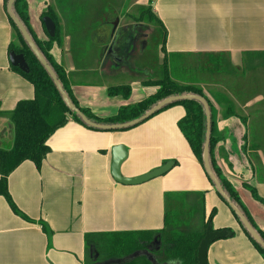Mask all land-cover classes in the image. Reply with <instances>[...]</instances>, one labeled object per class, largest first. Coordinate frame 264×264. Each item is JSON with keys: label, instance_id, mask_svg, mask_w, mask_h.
<instances>
[{"label": "crops", "instance_id": "crops-1", "mask_svg": "<svg viewBox=\"0 0 264 264\" xmlns=\"http://www.w3.org/2000/svg\"><path fill=\"white\" fill-rule=\"evenodd\" d=\"M26 3L30 27L42 43L50 40L42 20L51 11L61 39L50 55L65 72L79 106L100 119L115 117L121 108L157 92L144 86V80L111 69L112 61L105 55L111 22L118 20V29L138 28L144 25L138 22L143 11L151 10L167 32L165 60H179L182 68L198 72L197 82L177 83L200 87L211 102L218 139L215 162L264 232V204L253 195L264 201V0ZM12 42L7 7L0 0V147L7 148L13 140L9 114L19 102L34 99L33 86L10 64ZM218 58L225 61V69L211 72L207 60ZM117 86H130L129 99L109 95ZM218 97L228 99L236 115L225 118V105ZM185 115L184 107L175 106L128 131H93L74 121L56 131L40 169L27 161L8 178L9 196L23 217L0 196V264H121L125 258L115 253L123 248L115 238L160 233L167 208L186 211L191 203L199 208V194L204 197V216L199 208L193 229L200 231L209 222L212 231L232 232L209 247L208 264H264L180 131ZM117 146L128 153L121 167L125 178L140 177L169 161L175 167L139 186L120 185L111 175L112 150ZM90 235L96 237L95 252L87 248Z\"/></svg>", "mask_w": 264, "mask_h": 264}, {"label": "trees", "instance_id": "trees-1", "mask_svg": "<svg viewBox=\"0 0 264 264\" xmlns=\"http://www.w3.org/2000/svg\"><path fill=\"white\" fill-rule=\"evenodd\" d=\"M3 1L5 6L7 7L8 0ZM14 11L17 17L21 20V22L28 30L29 34L31 35L41 53L46 58L47 62L55 71L58 79L61 81L73 104L78 109H80L90 120L103 125L126 123L141 117L151 107L164 100L165 98L186 93L204 97L208 101L212 111V104L205 97L203 90L200 87L181 85L177 82H174L170 78L167 69V61L165 60L160 69V74L157 75L156 73H154V75L157 76H149V78L143 82L144 86L157 88V92L153 96H150L146 100L133 106L121 108L115 117L100 119L94 116L92 113H90V111L82 109L79 106L78 102L75 100L69 89V84L67 82L65 72L54 62L52 56L50 55L53 44L55 42L59 44L61 39L57 22H55L56 37L54 39H50L47 43H42L37 39L30 27L28 6L26 0H18L15 3ZM143 12L144 13H142L141 20H139L138 22H143L142 19L147 18L150 23L155 21L159 25L163 36L161 50L162 53H165V42L167 39V32L165 28L163 27L162 23L158 21L151 13V10H144ZM44 17H51L55 21V18L52 15L51 11L43 15V18ZM10 24L13 29V38H15L16 43H11V45L9 46V53L14 52L18 55L23 54L30 68V72L28 74H25L17 68L12 69L33 86L34 99L30 101L19 102L16 109L9 114L13 129V140L10 148L0 147V196H3L7 199L16 215L22 216L17 208L13 205V202L9 196V176L21 164L27 161L34 163L35 166L40 169L43 161L46 159V156L49 153V148L47 146L48 140L56 131L64 127L69 121H74L84 127L86 126L81 121H79L76 116L70 113L68 108L63 103L52 80L43 69V67L39 64L37 59L34 57L30 49L27 47L25 41L21 37L19 31L12 21H10ZM109 95L111 97L122 96L124 99H129L131 95V88L130 86L111 87L109 89ZM217 101L220 103H224L225 105V111L223 113V116L225 118L236 115L234 106L230 101H228V99L218 97ZM175 106H182L185 109L186 115L179 122L178 126L186 141L188 142L194 156L203 167L202 154L206 132V116L204 108L197 102L185 101L170 105L169 107L163 109L161 112ZM243 121L244 123H246L245 119H243ZM86 128L92 130L88 127ZM217 142L218 139L214 136V129L212 126L210 152L213 171L219 178L230 198L242 209L250 223L264 240V232L256 227L248 211L241 203L238 193L235 191L232 185L222 176L221 170L215 162L213 153ZM253 195L255 199L264 204V201L258 198L255 193H253ZM198 197L200 198L199 208L204 216V197L201 194H199ZM199 208L197 205L194 206L192 203L187 206V208H185L186 211L184 209L182 211L181 209L173 210L167 208L165 228L160 233L123 234L122 236L115 238V241L122 244V248L123 250H125V253L122 256L125 258V260L122 261L121 264H198L197 250L200 242L205 236V232L209 223L208 222L207 224L203 225V228L200 231L193 229L191 222L194 217L196 218ZM42 226L44 231L49 232L48 227L45 224H42ZM243 232L264 259V252L244 230ZM227 233L229 236L232 235V232L229 230L227 231ZM95 238L96 237L94 235L86 237V244L89 252L91 250L95 252L96 250V246L94 244ZM155 239H157V243L160 242L161 248L160 250L154 249L151 252L148 250V247L155 244ZM144 252H148V254H142Z\"/></svg>", "mask_w": 264, "mask_h": 264}, {"label": "water", "instance_id": "water-1", "mask_svg": "<svg viewBox=\"0 0 264 264\" xmlns=\"http://www.w3.org/2000/svg\"><path fill=\"white\" fill-rule=\"evenodd\" d=\"M17 1L18 0H8L7 14H8L10 21L13 22V24L19 31L21 37L25 41L27 47L30 49L34 57L37 59L39 64L43 67V69L46 71V73L52 80L63 103L68 108L70 113L76 116L79 119V121H81L86 127L92 130L100 131V132H123V131H128L133 128H136L137 126L148 121L149 119H151L156 114L161 112L166 107H169L170 105L177 104L180 102H185V101H193V102H197L200 105H202L205 111V116H206V132H205V141H204L203 154H202V165H203L204 172L206 176L208 177V179L210 180V182L212 183L219 197L222 199V201H224V203L228 206V208L234 214L235 218L238 220L239 225L248 234V236L258 245V247L264 252V240L261 238V236L256 231V229L253 227V225L250 223V221L248 220V218L246 217L242 209L236 203H234L233 200L230 198V196L224 189L222 183L220 182L219 178L213 171L212 164H211V152H210L213 122H212V111H211L208 101L202 96L186 93L182 95H175V96L165 98L164 100L158 102L156 105L151 107L141 117L135 120L126 122V123L103 125V124H98L90 120L80 109H78L73 104L67 92L65 91L61 81L58 79L55 71L50 66V64L47 62L46 58L41 53L37 45L35 44L34 40L32 39L31 35L29 34L24 24L17 17L14 11V6ZM42 21L44 23V26H45V29H46V32L49 38L54 39L56 37V26L53 20L50 17H44ZM118 26H119V21L117 20L114 24V29L111 35L109 45L105 51L107 54L106 58L111 53L114 52L113 51L114 42L116 40L115 32L117 31ZM111 40H113V43H111ZM9 60L13 68H17L25 74H28L30 72V68L23 54L18 55L14 52H11L9 54ZM10 147L11 146H9L8 148ZM127 158H128V153L125 147L117 146L113 148L111 175L116 183L123 185V186H139V185L148 183L152 180L165 176L175 167V163L172 161H169L165 163L163 166H161L160 168L151 171L150 173H147L140 177L128 179V178L123 177L121 174L122 164L127 160ZM227 236L228 234L226 231H212L210 224H208L205 236L200 242L198 250H197L198 264H208L207 254H208L209 247L213 243L219 240L225 239ZM154 242L156 243L157 239H155Z\"/></svg>", "mask_w": 264, "mask_h": 264}, {"label": "rangeland", "instance_id": "rangeland-1", "mask_svg": "<svg viewBox=\"0 0 264 264\" xmlns=\"http://www.w3.org/2000/svg\"><path fill=\"white\" fill-rule=\"evenodd\" d=\"M142 20H143L142 23L148 26L149 30H151L150 31L151 34L149 35L147 40H145L146 48H145V52L143 56L142 55L140 56V53H138L139 55L137 54L138 63L136 64V68L138 69V72L141 73L140 77H137V79L145 81L147 80V76H144L146 74L145 71H150L152 72V74L154 73H156L157 75L160 74V71H161L160 69L162 65L164 64L165 57L163 56V53L161 50L163 36H162V31L159 25L155 21L150 23L147 18L142 19ZM127 22L129 23L130 21L128 20ZM14 43H16L15 38H14ZM207 61L209 62L208 64L211 66L210 67L211 72H213V70L219 71V69H220V72H222L221 68L225 69L223 68L225 64V61L223 59L218 58L217 60L214 59V61L208 59ZM167 69H168L170 78L174 82L179 83V82H182V80L197 82L198 80V72L195 69L182 68L179 63V60H175V59L167 60ZM157 75H154V76H157ZM121 79L124 81L125 79L128 80L125 76L121 77ZM261 120L264 123V115L261 117ZM156 248L157 250H160L161 248L160 242ZM124 253H125L124 250H122L120 253L117 252L115 254L122 257Z\"/></svg>", "mask_w": 264, "mask_h": 264}, {"label": "flooded vegetation", "instance_id": "flooded-vegetation-1", "mask_svg": "<svg viewBox=\"0 0 264 264\" xmlns=\"http://www.w3.org/2000/svg\"><path fill=\"white\" fill-rule=\"evenodd\" d=\"M115 22L113 21L110 23L111 33H113ZM150 31L151 30H149L148 26L146 25L139 26L138 28H117V31L115 32L116 40L114 42V52L107 57V62L112 61L109 63V65L112 67L111 69L114 70V68H120V71H124L129 75H134L135 77H140L141 73H139L138 69L136 68V64L138 63L137 56L139 55L138 53H140V56H143L146 48L145 40H147L151 34ZM111 43H113V40H111ZM109 58H112V60ZM145 72L146 74L144 76L149 77L154 75L150 71ZM158 244L159 243L156 242L152 246L148 247V250L152 252L154 249H157L156 245ZM142 254L147 255L148 252H144Z\"/></svg>", "mask_w": 264, "mask_h": 264}]
</instances>
